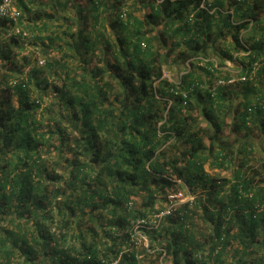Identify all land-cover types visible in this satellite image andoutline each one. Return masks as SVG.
Instances as JSON below:
<instances>
[{"label": "clouds", "instance_id": "9594fccd", "mask_svg": "<svg viewBox=\"0 0 264 264\" xmlns=\"http://www.w3.org/2000/svg\"><path fill=\"white\" fill-rule=\"evenodd\" d=\"M0 264H264V0H0Z\"/></svg>", "mask_w": 264, "mask_h": 264}]
</instances>
